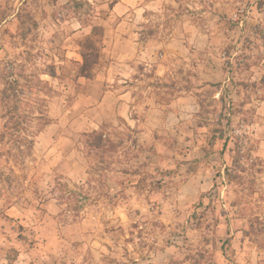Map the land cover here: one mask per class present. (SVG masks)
<instances>
[{"label": "rangeland", "instance_id": "374dc122", "mask_svg": "<svg viewBox=\"0 0 264 264\" xmlns=\"http://www.w3.org/2000/svg\"><path fill=\"white\" fill-rule=\"evenodd\" d=\"M119 1L0 0V258L264 264V0H141L145 45L178 35L181 47L157 90L194 89L168 123L165 110L126 123L116 100L99 105L116 87L106 34L95 78L78 77L80 42L118 27Z\"/></svg>", "mask_w": 264, "mask_h": 264}, {"label": "crops", "instance_id": "0c3cea01", "mask_svg": "<svg viewBox=\"0 0 264 264\" xmlns=\"http://www.w3.org/2000/svg\"><path fill=\"white\" fill-rule=\"evenodd\" d=\"M147 8L148 6L143 5L141 0H120L114 5L112 16L108 19L110 22L113 19H118L120 24L117 28H108L105 33L106 45L104 53L110 57V65L106 70V80L108 77V82H115L116 87H111L99 105L110 102V99L116 100L120 104L121 109L118 108V112L115 114L126 123H130L132 111L135 110L140 115L139 121H142L143 118L159 117V113H163L164 110L167 112L165 123H168L169 120H179L182 116L180 103L195 104V94L192 86V89L188 88L186 91L185 97H180L176 91L174 99L171 98L170 100L165 97L162 98L165 94H162L161 90H157L156 86H158L159 82H168L170 77L174 79L176 70L173 68L174 63H170L171 61L168 58L172 56L179 58L178 50L181 47L176 40H179L178 35L168 44L150 45L146 43L145 45L144 39H140V32L136 31L135 28L137 27L136 24L146 21L147 17L143 13L146 12ZM199 35L198 39L202 41L207 39L205 33ZM190 40L191 45H194L192 47L193 53L195 49H204L195 46V35H192ZM175 41L179 49L170 50L175 46ZM161 49H166V52L164 50L165 53H162ZM186 50L188 49L186 48ZM187 61H191L188 54ZM191 65L193 69H200L202 66L199 64H187V67ZM203 66L205 67L202 69L209 70L208 66ZM254 68L252 67V69ZM172 82H175V80H172ZM224 82H231V80H225ZM115 93H117V96L114 98ZM168 96H172V94H168ZM151 124H144L143 127L149 129ZM98 129L99 126H97L96 130ZM4 242L5 239H2L0 244L6 247ZM0 264H9V261L1 257Z\"/></svg>", "mask_w": 264, "mask_h": 264}, {"label": "trees", "instance_id": "16d2710c", "mask_svg": "<svg viewBox=\"0 0 264 264\" xmlns=\"http://www.w3.org/2000/svg\"><path fill=\"white\" fill-rule=\"evenodd\" d=\"M105 30L103 28L94 27L92 33L81 41L80 54L83 59V63L79 64L78 77L86 80H93L96 76V71L100 65L101 61V51L102 43L104 40ZM13 86V85H12ZM15 90L14 87L12 89ZM6 89L3 93L4 97L2 98V103H5L7 106H10L11 95L8 94ZM92 139L88 142L89 147L93 149H100L103 147V134L100 132H93L90 136ZM89 137V138H90ZM94 138V142H93ZM17 253V252H16ZM16 257H13L12 260L9 259L10 264L15 263Z\"/></svg>", "mask_w": 264, "mask_h": 264}]
</instances>
